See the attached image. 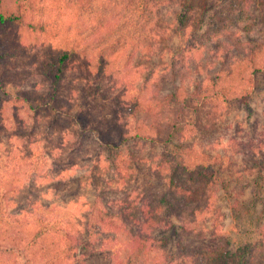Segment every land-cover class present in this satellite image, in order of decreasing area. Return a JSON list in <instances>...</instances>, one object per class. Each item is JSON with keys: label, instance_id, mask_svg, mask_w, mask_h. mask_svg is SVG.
<instances>
[{"label": "trees", "instance_id": "obj_1", "mask_svg": "<svg viewBox=\"0 0 264 264\" xmlns=\"http://www.w3.org/2000/svg\"><path fill=\"white\" fill-rule=\"evenodd\" d=\"M175 1L100 0L99 5L93 6L95 0H75V15L84 13L96 22L88 32L79 26L51 28L47 23L36 22L33 15L41 7L30 0H0V38L12 51L9 56L7 48L0 52V150L12 122L25 127L27 117H36L41 109H62L59 92L64 74L80 56L85 55L87 67L91 68L92 63L98 73L104 74L112 70L111 57L128 44L152 52L155 43L167 33L157 25L156 10ZM197 8H201L205 18L198 29L190 28L188 41L172 51V66L187 68L207 50L218 59V70L190 86L181 83L163 99L132 96L129 113L143 119L142 126L137 125L135 135L124 131L116 136L109 133L111 139L120 141L114 147L116 153H121L123 145L137 146L140 141L166 145L158 165H149L151 172L165 180V187L159 193L138 188L129 192L128 187L121 186L122 169L117 167L118 196L104 205L105 210L99 209L84 228L80 221L26 218L15 210L21 189L17 172L9 167L0 175V264H6L4 256L11 252L17 253L24 264H95L101 258L108 260L107 264H264L263 228L254 242L235 248L221 230V221L214 220L209 229L200 224V219L213 209V188L220 183L225 162L219 155L196 152L194 142L189 143L193 130L188 132L189 126L200 123L202 114L214 117L218 104L239 101L250 107L264 89V0H182L178 32L186 33ZM252 12L256 15L251 23ZM27 27L31 32H50L64 40L69 32L79 37L85 33L97 41L93 48L83 50L73 43L42 64L41 73L50 83L46 93L11 94L7 90L6 70L1 66L7 58L17 55L19 39ZM38 102L41 105L34 106ZM31 111L36 115L31 116ZM78 122L85 131L88 120L80 116ZM149 130L157 134L149 135ZM136 161L148 160L136 157L134 167ZM249 168L263 180L264 153L254 158ZM252 187L256 192L264 189L258 181ZM99 230H105L110 241L113 239L104 250L96 248L100 243L96 234ZM171 242L174 252L167 256L165 249L171 250Z\"/></svg>", "mask_w": 264, "mask_h": 264}, {"label": "rangeland", "instance_id": "obj_2", "mask_svg": "<svg viewBox=\"0 0 264 264\" xmlns=\"http://www.w3.org/2000/svg\"><path fill=\"white\" fill-rule=\"evenodd\" d=\"M30 1L41 7L34 12L33 20L47 23L51 28L79 26L89 32L96 25L95 20L84 13L75 15V0ZM181 1L157 8V25L167 33L155 43L152 52L146 47L135 48L128 44L111 57L112 70L104 74L98 73L92 63L91 68L87 67L85 55L80 56L64 74L59 92L62 109H41L36 117H27L25 127L11 123L0 150V175L9 167L17 172L21 192L15 210L24 213V217L80 221L85 228L99 209L105 210L104 205L118 196L117 167L122 169L121 186L128 187L129 192L138 188L142 192L159 193L165 187V180L151 172L149 165H158L166 145L140 141L137 146L123 145L121 153H116L114 147L120 141L111 139L109 133L113 136L119 131L129 136L137 133V125H141L143 119L129 113L132 96L143 94L145 98L163 99L181 83L190 86L218 70V59L207 50L199 55L198 64L190 62L187 68L172 66V51L178 50L192 34L190 28L198 29L205 18L201 8H197L186 33L178 32ZM99 4L100 0H95L93 6ZM255 15L252 12L251 23ZM64 38L67 40L55 38L50 32L35 33L25 28L19 39V52L1 66L7 73V90L11 94L30 92L40 96L46 93L50 83L41 73L42 64L73 43L83 50L93 48L97 41L93 36L86 37L85 33L79 37L69 32ZM4 48L7 46L0 38V52ZM209 48L213 50V46ZM7 52L8 56L12 54L8 48ZM38 104L34 106L41 105ZM213 113L214 117L202 114L198 125L188 127V132L193 130L189 143L194 142L196 152L219 155L225 162L220 183L213 188V209L200 219V224L209 229L215 224L214 220L221 221V230L236 248L244 246L245 242H254L261 228L264 232V189L256 192L252 187L255 181L264 186V179L260 180L249 168L254 158L264 153V89L250 107L239 101L223 102ZM32 115L36 113L31 111ZM80 116L88 120L85 131L78 122ZM148 134L157 133L149 130ZM105 145L108 147H103ZM136 157L148 161H136L134 167ZM96 234L100 242L96 248H108L113 239L109 240L105 230ZM173 246L171 242L169 248ZM165 252L168 256L174 249H165ZM4 262L24 264L13 252L4 256ZM107 262L104 258L94 261L95 264Z\"/></svg>", "mask_w": 264, "mask_h": 264}]
</instances>
